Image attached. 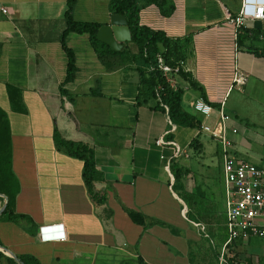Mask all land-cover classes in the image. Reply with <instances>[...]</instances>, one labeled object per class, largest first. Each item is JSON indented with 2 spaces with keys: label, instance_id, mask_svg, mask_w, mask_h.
<instances>
[{
  "label": "crops",
  "instance_id": "obj_1",
  "mask_svg": "<svg viewBox=\"0 0 264 264\" xmlns=\"http://www.w3.org/2000/svg\"><path fill=\"white\" fill-rule=\"evenodd\" d=\"M171 1V17L149 6L141 10L139 23L170 40H190L180 61L187 78H175V88L184 93L183 110L201 124H211L222 107L226 137L236 156L261 165L263 157L242 141L241 121L252 98L264 105L259 101L264 97V57L246 49L264 50V22L246 28L262 31L258 41L239 46L226 18L237 15L242 0ZM109 2L76 0L72 19L105 26ZM66 11L67 0H0V110L8 122L0 127V151L9 156L17 188L12 213L29 219L13 223L2 216L8 197L0 186V264H8L12 256H30L40 264H216L215 259L218 264L225 240L219 250L214 241L211 251L187 226L177 230L171 225L179 216L214 235L208 222L201 225L187 215L191 205L215 204L203 201V195L215 199L222 178L219 144L207 134L197 135V128H177L167 112L153 108L157 101L140 105V66L106 71L86 34L66 37L77 69L74 81L66 84L67 58L61 46ZM124 49L137 53L131 42ZM235 72L247 77L239 89L230 88ZM198 99L214 110L207 121L192 110ZM55 132L92 150L99 173L94 188L106 196L104 205L89 198L83 163L56 150ZM164 136L173 145L156 146ZM175 165L188 171L177 182L171 170Z\"/></svg>",
  "mask_w": 264,
  "mask_h": 264
},
{
  "label": "trees",
  "instance_id": "obj_2",
  "mask_svg": "<svg viewBox=\"0 0 264 264\" xmlns=\"http://www.w3.org/2000/svg\"><path fill=\"white\" fill-rule=\"evenodd\" d=\"M76 0H67V29L61 37V46L67 58V70L65 83H71L75 79L77 72L75 66V56L73 52L66 45V37L69 33L76 35L86 34L91 48L93 49L99 63L111 72L121 69L127 65H139V94L138 103L146 105L151 101H157L156 90L160 88L158 96L160 103L153 107L156 110L166 112L164 106L167 108V114L170 121L177 126V128H198L201 122L192 115L186 113L182 108L183 91L179 88L170 87L163 79L162 74L155 69L157 64V55H160L164 62L168 65L174 66L185 58V52L189 46L190 40L174 41L168 39L163 33L150 30L146 27L140 26L139 14L143 8L155 6L160 15L164 18H169L175 11V5L171 0H110L109 12L111 15L123 16L126 19L127 26L131 34V43L137 46V53L130 54L126 49L120 52H113L108 46L100 43L96 39V33L100 29V25L89 23H76L72 19V10ZM262 31L252 29H241L237 35V44L243 46L246 40L253 42L259 40ZM247 51H252L258 57H264V50L253 51L251 47L247 46ZM151 68L154 70L149 71ZM179 77L187 78L183 72ZM192 87L201 91L199 87L191 83ZM9 92L11 89H8ZM62 93H65L62 91ZM7 116L0 110V127L7 126ZM54 145L58 152L80 160L83 163L82 179L91 201L96 206H102L106 203V196L97 192L94 188V183L99 180V173L96 170L94 155L90 148L81 144H75L62 140L57 132L54 133ZM1 150V148H0ZM9 156H5L0 151V186L6 188V196L8 202L2 213L8 221L17 223L19 220L29 222V219L23 217H15L12 213V205L17 191L15 188V181L9 171ZM173 176L177 181L179 178L187 174L188 171H182L175 165L171 167ZM10 189V190H9ZM130 217L137 224H142L137 220L138 215L130 213ZM22 264H40L38 260L30 256L19 258ZM8 264H16L14 260L7 258ZM139 264H144L139 260Z\"/></svg>",
  "mask_w": 264,
  "mask_h": 264
},
{
  "label": "built area",
  "instance_id": "obj_3",
  "mask_svg": "<svg viewBox=\"0 0 264 264\" xmlns=\"http://www.w3.org/2000/svg\"><path fill=\"white\" fill-rule=\"evenodd\" d=\"M6 14L5 9H1ZM226 22L233 30L234 39L241 29L250 24L264 22V0H242L240 11L235 17L228 16ZM163 76L165 82L175 88V78L184 71L183 63L174 66L164 62L157 55L156 68ZM154 70L151 68L149 71ZM247 77L235 72L231 89L244 86ZM156 90L157 101L160 103L159 92ZM165 111L167 108L164 106ZM193 112L209 120L214 112L211 105L198 99L193 103ZM227 116L221 107L213 123H202L197 128V135L207 134L219 144L221 174L224 189V228L226 239L220 255V264H227L224 260L225 250L238 242H247L252 238L264 239V166L252 164L236 156L226 137ZM168 124L172 126L168 120ZM156 146L164 148L173 145L165 140V136L156 141ZM174 147V146H173ZM179 155L178 148L174 150V157ZM65 237L60 241H65Z\"/></svg>",
  "mask_w": 264,
  "mask_h": 264
},
{
  "label": "rangeland",
  "instance_id": "obj_4",
  "mask_svg": "<svg viewBox=\"0 0 264 264\" xmlns=\"http://www.w3.org/2000/svg\"><path fill=\"white\" fill-rule=\"evenodd\" d=\"M236 92H233V94ZM255 98V97H254ZM252 98V101H249L245 107V114L244 118L241 121V124L245 130V134L242 137V141L245 139V142L249 145L248 148H250L251 152L254 154L261 155L263 157L262 166H264V105H257L256 102L258 99ZM233 98L231 97L229 99V102H232ZM259 101L264 103V97L259 96ZM211 148L208 147L206 152V159L209 160L210 155L208 152L211 153ZM250 155V154H249ZM192 158L193 155H192ZM251 163L256 164L255 160L248 159ZM216 165V162H215ZM220 167V166H219ZM219 169V168H218ZM221 175V174H220ZM216 184V194L215 199L214 195L211 194V197L208 195H203V201H212L213 204L212 208H207L205 203H202L201 201H198L196 203L201 202L200 204L191 205L190 210L188 211V219H190L193 222L200 223L201 225H206L208 222L210 226H212V232L216 237H218V242H216V239L214 238V235H212L210 232V228L206 232L202 231L197 226H193V224L189 221H186L182 217H174L173 222L175 223L174 226L171 225V227H174L177 230H182L186 226L190 229L191 232H194L196 235L198 234L199 238H203L201 243L207 244L208 247L213 250V242L215 243V246L217 250L220 249L222 241L226 239V232L224 225V189H223V178L221 180L219 179ZM198 198V197H197ZM196 198V201H197ZM180 220L181 223H178L180 227H177V221ZM182 225V226H181ZM201 231V232H200ZM210 235H209V234ZM209 235L208 239L204 237V235ZM212 241V242H211ZM220 242V245H219ZM214 246V247H215ZM219 253L218 258V264H220V255L222 253ZM224 260L227 262V264H264V239H257L252 238L251 240L247 242H238L234 244L233 246H229L224 253ZM215 262L217 264V260L215 259Z\"/></svg>",
  "mask_w": 264,
  "mask_h": 264
},
{
  "label": "water",
  "instance_id": "obj_5",
  "mask_svg": "<svg viewBox=\"0 0 264 264\" xmlns=\"http://www.w3.org/2000/svg\"><path fill=\"white\" fill-rule=\"evenodd\" d=\"M96 39L98 42L108 46L113 52L122 51L124 45L131 42V34L125 17L111 15L107 25L100 27L97 31ZM5 202L7 203V199ZM12 258L17 264H22L14 256Z\"/></svg>",
  "mask_w": 264,
  "mask_h": 264
}]
</instances>
